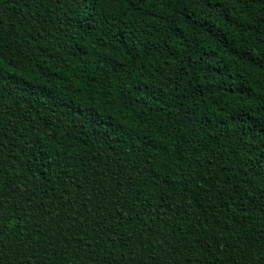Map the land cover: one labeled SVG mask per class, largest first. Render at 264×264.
<instances>
[{
    "label": "trees",
    "instance_id": "16d2710c",
    "mask_svg": "<svg viewBox=\"0 0 264 264\" xmlns=\"http://www.w3.org/2000/svg\"><path fill=\"white\" fill-rule=\"evenodd\" d=\"M0 264H264V0H0Z\"/></svg>",
    "mask_w": 264,
    "mask_h": 264
}]
</instances>
